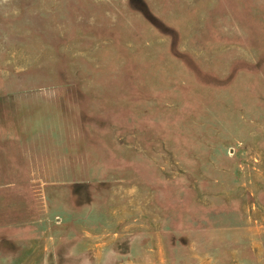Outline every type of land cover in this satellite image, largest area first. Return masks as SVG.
I'll return each instance as SVG.
<instances>
[{
  "label": "rangeland",
  "instance_id": "rangeland-1",
  "mask_svg": "<svg viewBox=\"0 0 264 264\" xmlns=\"http://www.w3.org/2000/svg\"><path fill=\"white\" fill-rule=\"evenodd\" d=\"M0 264H264V0H0Z\"/></svg>",
  "mask_w": 264,
  "mask_h": 264
}]
</instances>
